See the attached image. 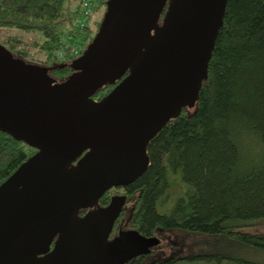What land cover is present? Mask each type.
Masks as SVG:
<instances>
[{
  "label": "water",
  "instance_id": "95a60500",
  "mask_svg": "<svg viewBox=\"0 0 264 264\" xmlns=\"http://www.w3.org/2000/svg\"><path fill=\"white\" fill-rule=\"evenodd\" d=\"M105 3L62 83L0 44V130L35 150L0 183V264H124L158 243L112 236L125 197L98 201L144 172L149 140L197 99L226 0Z\"/></svg>",
  "mask_w": 264,
  "mask_h": 264
},
{
  "label": "trees",
  "instance_id": "16d2710c",
  "mask_svg": "<svg viewBox=\"0 0 264 264\" xmlns=\"http://www.w3.org/2000/svg\"><path fill=\"white\" fill-rule=\"evenodd\" d=\"M81 2L0 0V28L35 35L0 44L64 82L95 34L88 19L80 25ZM105 2L94 0L90 15ZM34 152L0 130V183ZM147 155L144 172L116 190L125 203L113 227L125 217L126 230L147 237L178 230L192 247L161 259H149L150 250L124 264H264V233L251 229L264 222V0H226L197 99L149 140Z\"/></svg>",
  "mask_w": 264,
  "mask_h": 264
},
{
  "label": "rangeland",
  "instance_id": "374dc122",
  "mask_svg": "<svg viewBox=\"0 0 264 264\" xmlns=\"http://www.w3.org/2000/svg\"><path fill=\"white\" fill-rule=\"evenodd\" d=\"M104 10V6L97 8L91 13L90 17L87 20V24L93 30H95V32L98 28V24L102 19ZM8 36H17L21 38L23 42H30L35 37L34 34H25L16 29L8 30L0 28V38L4 39ZM115 194H119V192L116 191ZM125 221V217L121 218L114 229L113 235H115L116 232L126 230ZM251 229L264 233V222L257 226H253V228ZM155 238L158 240V243L150 247L152 253L148 255L149 259H161L169 256L182 255L188 252L192 247L190 240L185 236L184 233L178 230L165 231L159 229L155 233Z\"/></svg>",
  "mask_w": 264,
  "mask_h": 264
},
{
  "label": "built area",
  "instance_id": "2783aa9c",
  "mask_svg": "<svg viewBox=\"0 0 264 264\" xmlns=\"http://www.w3.org/2000/svg\"><path fill=\"white\" fill-rule=\"evenodd\" d=\"M94 0H82L81 2V14H82V19L80 20V25H83L85 21L88 19V16L90 15L91 12V5Z\"/></svg>",
  "mask_w": 264,
  "mask_h": 264
},
{
  "label": "flooded vegetation",
  "instance_id": "af4514ba",
  "mask_svg": "<svg viewBox=\"0 0 264 264\" xmlns=\"http://www.w3.org/2000/svg\"><path fill=\"white\" fill-rule=\"evenodd\" d=\"M118 188H123V186H114V187H111V188H110V189H108V190H110V191H112V192H113V194H112V195H116L115 193H116V190H117ZM108 190H107V191H108ZM112 195H111V196H112ZM113 229H114V227H113ZM117 233H118V232H116V234H117ZM111 234H112V236H114V235H113V234H114V233H113V231H112V233H111ZM112 236H110V238H111Z\"/></svg>",
  "mask_w": 264,
  "mask_h": 264
}]
</instances>
